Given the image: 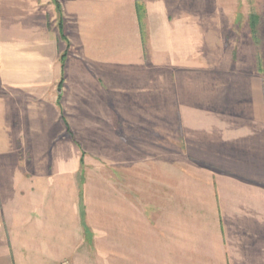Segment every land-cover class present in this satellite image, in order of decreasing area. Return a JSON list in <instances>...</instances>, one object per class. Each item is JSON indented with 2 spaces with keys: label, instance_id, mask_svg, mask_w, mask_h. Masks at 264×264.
I'll use <instances>...</instances> for the list:
<instances>
[{
  "label": "crops",
  "instance_id": "1",
  "mask_svg": "<svg viewBox=\"0 0 264 264\" xmlns=\"http://www.w3.org/2000/svg\"><path fill=\"white\" fill-rule=\"evenodd\" d=\"M263 7L0 0V264H264Z\"/></svg>",
  "mask_w": 264,
  "mask_h": 264
},
{
  "label": "rangeland",
  "instance_id": "2",
  "mask_svg": "<svg viewBox=\"0 0 264 264\" xmlns=\"http://www.w3.org/2000/svg\"><path fill=\"white\" fill-rule=\"evenodd\" d=\"M178 1L179 4L181 5L187 2V0H178ZM224 1L232 2V3L235 2L243 3L244 5H247V7L249 6V8H251L252 11L255 10V7H257L259 3L260 5L264 4V0H224ZM191 2H194L195 4L196 7L195 14L197 19H204L209 17L218 19L220 17L219 11L217 9L216 11H214V8L215 6H217V3L221 2V0H191ZM259 7L261 8V6ZM180 14H183V11H180ZM263 17H264V10H263L262 18ZM96 159H97L96 156L87 155V154L85 155L81 153L79 160L81 164L84 163V170L81 173L83 179L82 194L85 196V199L87 200L86 207L88 209L92 208V206L94 205H99V203L94 202L95 197L97 196L99 197V196H106L109 194L123 193L122 186L115 188L109 185L106 163L105 161L103 162V167H101L100 170L97 168L98 162L95 161Z\"/></svg>",
  "mask_w": 264,
  "mask_h": 264
},
{
  "label": "trees",
  "instance_id": "3",
  "mask_svg": "<svg viewBox=\"0 0 264 264\" xmlns=\"http://www.w3.org/2000/svg\"><path fill=\"white\" fill-rule=\"evenodd\" d=\"M250 26H251V33H252L253 42L258 47L259 46V37H258V29H257V25H256V19H255L254 15H251V17H250ZM60 29H62V28L60 27ZM63 57L61 58V60L63 59Z\"/></svg>",
  "mask_w": 264,
  "mask_h": 264
}]
</instances>
